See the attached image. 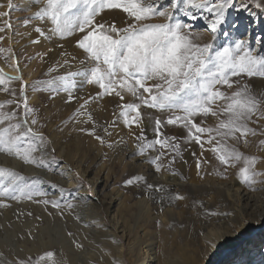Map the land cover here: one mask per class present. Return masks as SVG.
<instances>
[{"label":"bare ground","instance_id":"obj_1","mask_svg":"<svg viewBox=\"0 0 264 264\" xmlns=\"http://www.w3.org/2000/svg\"><path fill=\"white\" fill-rule=\"evenodd\" d=\"M15 2L24 11L31 13L34 22L29 36L45 53L47 61L56 64L55 69L29 71L27 81L38 79L40 74L57 79L60 89H63V92L57 95V103L65 105L70 114L77 113V127L85 126L89 133L94 132V135L89 133L87 135L92 141L94 158L81 157L82 159L73 164L77 165L75 169L83 178L94 180L92 186L96 190L100 174L106 173L108 180L112 169L110 170V164L103 160L104 155L109 154L108 146L106 148L97 144L93 138L99 131L102 139L108 143L113 128L123 120L120 116L122 109L119 107L111 114L107 106L110 98L108 102L102 100L104 99L102 89L95 84H88L85 76H70V73H87L93 65L87 54L76 44L82 33L77 32L66 38L53 33L54 25L50 20L47 18L40 20L35 16L46 0ZM232 2L234 7L226 13L225 21L235 23L232 27H228L227 23L223 24L216 33L215 40L212 39V33L203 19L206 16L211 18L207 12L192 9L198 19L191 21L184 16L181 5L179 10L173 9L172 22L191 24L196 31L201 30L197 35L213 45L212 53L227 42L244 40L253 48V53L264 55V12L255 8L249 9L245 0ZM0 4L3 5L0 11L8 12V0H0ZM124 16L118 9L106 10L97 17V20L115 22L117 26H121L124 23ZM8 18L9 15L0 17V24L6 29V44L11 42L10 29L4 24ZM163 22L167 21L161 18L160 23ZM37 27L44 35L35 31ZM254 34H259L257 40H252ZM0 63L4 64L10 74H16L15 67L10 62L5 65L0 58ZM60 77H69L75 81V87L70 90L71 95L65 91V85ZM4 87L0 89V102L6 97ZM34 89L30 87L28 96L30 102L37 104L39 100ZM133 98L130 94L124 93L123 104L133 101ZM85 101H88L86 107L81 108ZM89 115L91 120L88 119ZM208 117L204 118L208 128H215L219 119L224 118L211 115ZM193 119H196V116ZM252 119L256 123L249 122L248 126L255 129L257 135L254 137L248 135L246 145L243 139H229L227 143L237 148L244 156L256 157L257 163L252 170L264 173V145L260 144V141L264 140V119L257 120L256 116ZM27 120L28 126L36 132L40 131L41 123L31 125L30 116ZM49 127L52 129L54 125L49 124ZM170 127L173 128L175 135L181 136L178 125ZM39 145L38 151L48 155L49 152ZM113 145L112 143L111 146ZM20 147H26V143ZM208 147L205 144V149ZM56 149L59 156L68 160L64 155V148L57 145ZM114 149L115 152L111 154V165L115 160L124 169L133 172L132 179L135 177L143 179L131 185L125 182L123 190L114 189L110 196H104L116 207L115 214L110 220L112 229L105 223L102 227L100 222L105 219L104 210L92 201L86 204L84 191L80 193L83 199L77 201L73 209H68L64 217H61L56 207L52 206V202L55 201L58 205L62 203L63 208L67 210L69 201L64 200L65 188L60 184L54 186L53 182L76 186L79 180L75 173L61 171L62 176L68 178L63 181L61 175H52L46 166L24 163L15 154L4 156L0 154L1 168L18 170V176L23 178L17 180V184L24 186L30 179L28 176H36L46 191L45 195L53 199L50 207L36 200L16 201L9 197H0V204L6 205L0 207V264H15L17 259L29 256L36 259L46 251L55 253L60 262L63 260V264H125L127 251L132 264H264V248L261 247L264 241V175L256 176L254 179L259 182L249 188L238 178L242 162L236 163L235 167L222 165L211 151H202L195 142L190 143V150L184 155L186 162L179 165L180 173L177 175L171 173L167 165H162L157 171L156 167L150 164V154L137 157L138 151L130 138L117 143ZM182 158L183 154L180 151L174 156V161L176 159L180 161ZM99 161V170L95 173L93 165ZM20 167L23 168L22 174ZM9 179L4 178L1 182L8 183ZM253 188L255 190H252ZM176 196L183 199H175ZM110 202H103L108 211L111 210ZM120 229L133 239L129 247L120 241L118 237ZM161 236H167L165 245H161ZM165 246L169 250V256L162 260L160 250Z\"/></svg>","mask_w":264,"mask_h":264},{"label":"snow or ice","instance_id":"obj_2","mask_svg":"<svg viewBox=\"0 0 264 264\" xmlns=\"http://www.w3.org/2000/svg\"><path fill=\"white\" fill-rule=\"evenodd\" d=\"M255 8L264 12V3L261 0H252ZM183 6V14L191 21L198 19L196 12H207L211 18L204 17L208 29L215 40L216 33L225 23L226 13L233 8L232 0H46L35 16L44 20L47 18L54 25L52 32L61 38L82 33L76 44L93 62L87 73H70V76H85L88 84H95L102 89V95H115L124 100V93L135 97L140 103L121 104L120 116L126 125L139 126L142 116V106L171 113L165 121L155 120V131L159 137L162 124L179 125L187 129L188 137L201 146L202 151H211L222 165L235 167L236 163H243L238 172L241 183L249 188L259 182L254 178L264 173L254 172L256 157L244 156L237 148L230 146L229 139H243L248 143V135H257L255 129L248 126L249 122L256 123L264 119L261 104L264 100L258 99L251 93L248 85H240L239 80L233 77H264V57L254 55L244 40L235 43L234 47H225L212 53L211 43H195L192 38V25L173 23V9L179 10ZM0 7H3L0 4ZM7 7L12 9V0H8ZM118 9L124 16V23L118 27L115 22L98 21L97 17L106 10ZM9 12L0 11V17H7ZM155 18H163L167 22H151ZM10 29L11 24L4 22ZM187 29V31H186ZM0 26V33L5 32ZM36 32L44 35L39 27ZM4 37L0 36V41ZM0 48V53L4 52ZM11 52V49H8ZM19 71V67H15ZM22 80V77H6L0 69V85H5L3 91L9 89L6 85L12 81ZM65 85V91L71 95L75 81L69 77H60ZM149 81L155 83L149 84ZM231 94L221 91L219 86L232 89ZM11 94L16 95L13 89ZM147 94V95H145ZM23 98L25 119L20 120L17 112L0 111V152L9 155L15 154L25 163H34L37 166H46L43 160H37L32 153L37 149L32 145L21 148L25 138L42 137L29 125L27 116L33 113L28 106L24 87L20 89ZM16 101L9 100L0 103V109ZM220 102H223L222 104ZM85 101L81 108L86 107ZM21 104H17L19 108ZM218 109V110H217ZM79 112V110H78ZM134 113L135 115H131ZM179 113V114H177ZM200 115L207 117H224L219 119L215 128H206L194 122L193 117ZM91 120V116L88 117ZM13 121H16L13 123ZM37 121L31 120V125ZM94 135L93 133H89ZM239 134V135H237ZM202 137H206L202 140ZM104 141L100 137H96ZM170 139H156L149 147L159 144L161 149L170 145ZM205 144L209 147L205 149ZM264 145V140L260 141ZM178 149V146H175ZM163 155V153H161ZM157 156L151 163L160 170ZM199 167V163L197 164ZM0 178H10L8 183L0 182V197L20 201L32 199L33 195H43L42 192L32 190L31 186H21L17 180H22L17 173L0 168ZM135 177L126 181L128 185L142 180ZM149 187H152L149 185ZM252 190H255L254 188ZM175 199H183L176 196ZM43 203H49L47 200ZM6 205L0 204V207ZM53 207L59 205L53 201ZM214 246V245H213ZM80 247V245H77ZM15 264H56L52 251H46L36 259L31 256L20 258Z\"/></svg>","mask_w":264,"mask_h":264},{"label":"rangeland","instance_id":"obj_3","mask_svg":"<svg viewBox=\"0 0 264 264\" xmlns=\"http://www.w3.org/2000/svg\"><path fill=\"white\" fill-rule=\"evenodd\" d=\"M216 2H218V0H216ZM245 2H247L246 6L249 9L255 8L252 3V0H245ZM261 2L264 3V0H261ZM12 5L13 7L11 10L7 8L9 12L8 22L11 24V28H10L11 42L6 44L5 42L6 32L0 33V36L4 37L3 41H0V48H3L5 50L4 52L0 53V58L2 59V62L5 63V65L9 64L10 62L11 65H13L14 67L18 66L19 71L17 72L14 70L16 74L15 75L10 74L6 70V67L4 66V64H1V63H0V69H3V75H5L6 77L20 76L22 77V80L12 81L6 85L9 91L5 92L6 97L3 102L9 101V100H14L16 102L12 103L11 105H6L3 109H0V111L8 112V113L12 111H16L18 119L20 120L25 119L24 108L22 106L23 98L20 96V89L21 87H24V92H25V95L27 96L28 106L33 109V113L30 114L29 116L32 117V119L37 120V122L41 123L40 131L37 133L43 139L41 142L40 139H37V137L33 136L30 138H25L22 144L26 143V147L28 145H32L33 147L37 149L32 154H34L35 157L38 158L39 160L44 161L46 168L49 170V172L52 173V175L62 176L60 172L66 170L67 172H70L72 174L75 173L76 178H78L79 180L76 186H72V187L70 185L65 186L64 184H61L59 182H53L54 186H57V184L58 185L60 184L62 188H65L66 193L64 195L65 197L64 200L67 199L69 201V206L67 210L64 209L63 204L60 203L59 207H56L57 212L59 213L61 217H64V213L68 211V209L69 210L73 209V207H75V203L79 201L80 199H83L80 193L84 191L83 193L85 196L84 199H85L86 204L87 202L92 201L93 204H96L97 206L101 207L104 210L105 219L100 222V224L103 225L102 227H104V223H105L112 229V223L110 222V220L115 214L114 210L116 209V207L113 206L109 198L105 199L104 196L105 195L110 196V193L114 189L123 190L124 183L127 180L133 178L132 176L133 172L130 173L129 170L124 169V167L121 164L117 163L115 160L112 161V165H111V159H112L111 154L115 152L114 146L117 143L125 142L127 138H130L132 145L138 151L136 154L137 157L138 156L141 157L144 155L149 156L150 154L151 155L150 161H152L157 156H159L160 159L157 161V164H159L160 166L167 165L168 170L171 171V173H173L174 175H177L180 173L179 165L184 164L186 162V159L184 160V155L187 152H189L190 143L191 142L193 143L195 141L191 140L188 137L187 129L179 125L178 127L180 128L179 131L181 132V136L175 135L174 130L172 127H170V125L162 124L161 128L159 129V132L161 135L158 137L155 131V120L159 118L162 121H165L168 118V116L171 115V113L167 111L161 112L157 109L142 106L139 109L141 112V116H142V120L139 126H137L136 124H132L131 126H128L122 120L120 124L114 127L112 130L113 134H111V140L108 141L110 145L106 143L104 139H102L99 131H97V134L95 133V138H93V140L96 141L97 144L99 145L101 144L102 146L106 148L108 146L109 154L104 155L105 157L103 160L106 164L108 165L110 164L111 166L110 170L112 169L111 174H110L111 175L110 179L108 180H106V173L100 174V177H99L100 182L98 183V188L95 190L92 186L94 180H89V179L86 180L85 178H83L82 175H80L79 172L76 171L75 169L77 165L73 164L75 163V161L82 159L81 157H87V156L93 157L94 156L93 155L94 150H92V147H93L92 141L90 140L89 137H87L89 131L85 126L81 128L76 126V123L78 120L77 119L78 115L76 112L75 114H70L67 111L65 105L57 103L58 101L57 95L58 94L60 95L63 92V89H60L57 83L58 81H56L57 79L53 78L54 79L53 80L49 78L48 75L46 74H43V76L40 74V76L37 77L38 79H36L37 81L34 78L30 81H27V77H28L27 73L29 71L37 72L41 70L45 71V70L55 69L56 64L50 63L47 61L45 53L41 51V48L29 36V31L31 30V27L33 26V22H34V18L32 17L31 13H28L24 11L22 8H20L18 4L15 2V0L14 1L12 0ZM154 21H155L154 23H160L161 18H155ZM225 23H227L228 27H232L235 21L227 22L226 20ZM0 26H3V25L0 24ZM191 31L193 33L192 38L195 43H199L201 45L204 43H209V41H203L202 38L197 35V34H200L199 31L201 30L196 31L195 29L192 28ZM258 35L259 34H254V36L252 37V40H257ZM235 43L227 42L226 44L222 45L218 49V51L222 50L225 47H234ZM248 47L253 51V48L250 45H248ZM8 49H11V52H9ZM253 54L256 55L255 53ZM257 55L260 56V54L258 53ZM261 57H264V55H261ZM232 79L234 81L239 80L240 85H244V84L248 85V87L251 90V93L254 96H256L258 99L264 100V77L257 76V77L249 78L246 75H244L241 77H233ZM152 83H155V81H149V84H152ZM4 86L5 85H0V89ZM237 86L238 85L234 84L232 89H228L227 86L218 85L217 87H220L221 91H225L226 93L231 94V92L236 90ZM30 87L35 88L34 93L38 97V100H39L37 104L34 103L36 106L29 100L28 94L30 91ZM13 89L15 90V93H16L15 96L11 94ZM109 98H110V101H109ZM133 99H132L133 101H130L129 103H140V101L137 100L135 97ZM102 100H106V102L109 101L107 103V106L110 112H112L111 114H114L116 110L120 107V105L123 104V101L121 103L120 98L115 96L114 94L104 95V99ZM3 102H0V103H3ZM18 103L21 104L19 108L17 107ZM220 103L222 104L223 102H220ZM99 104L101 106L102 102H100ZM263 108H264V103L261 104L262 111H263ZM131 115H135V114L132 113ZM199 116L200 115H197L196 119H193L194 122H196L197 124H200V122L203 121V123L200 124V126L206 127L207 121L204 120V118L208 119L209 117L200 116V117H203V119H201ZM14 122L16 121H13V123ZM49 124H53L54 127L51 129L49 127ZM166 125H168V127H166ZM6 126H7V122L5 123V125H0V127H6ZM249 127L252 128L251 126ZM250 136L254 137L253 135H250ZM51 137H53V139H51ZM96 137H100L104 141V143H101V140L97 139ZM173 137L174 139H170V145L166 148L161 149L159 144H155L154 147H149V145L153 144L156 139L163 140L165 138H173ZM203 139H205V137H202V140ZM112 143L114 144L113 146H111ZM39 144H41L42 148H45V150L49 152L48 155L41 154L38 151V148H40ZM195 144L197 143L195 142ZM55 145L56 146L60 145L62 148L65 149L64 155L67 157L68 160H66V158H63V156L58 155ZM197 145H198V148L201 149V146H199V144ZM175 146H178V149ZM180 151H182V154H183L182 160L178 161L176 159L174 161V156ZM161 153H163V155H161ZM0 154L4 156L7 153L0 152ZM99 163L100 161L97 163L95 162V164L93 165V169L95 173L96 171L99 170ZM150 164L156 167V164H153L151 162ZM20 170H21L20 174H22L23 168L20 167ZM12 172H15L19 175L18 170L12 171ZM28 177L30 179L25 184L28 186H31L32 190H36V191L43 193V195H33L31 200H36L39 202H43L47 200L49 203L47 204L44 203V204L46 206L51 207V201L53 199L45 195L46 191H44V188L41 185V182L37 181L36 176H33V177L28 176ZM2 179L4 178H0V182ZM61 179L63 181L68 180L67 176L65 175H63ZM104 201L111 203L110 211L106 210V205L103 204ZM118 237L120 241H122L124 245L128 247H129V244L133 241V239L128 236V233H125V231L123 233L122 229L118 231ZM166 238L167 236L166 237L161 236V239H162L161 245H165ZM261 247L264 248V241L261 243ZM160 251H162V257L160 259L163 260V259L168 258L167 256H169V250L166 246L161 247ZM244 254H246V252H244ZM54 255H55L56 264H63V260H61L60 262L59 257H57L55 253ZM124 263L132 264L128 259V251H127V257L125 258Z\"/></svg>","mask_w":264,"mask_h":264}]
</instances>
